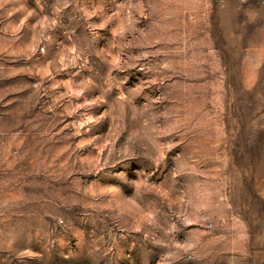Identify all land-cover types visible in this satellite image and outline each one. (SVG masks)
Here are the masks:
<instances>
[{
	"label": "rangeland",
	"instance_id": "rangeland-1",
	"mask_svg": "<svg viewBox=\"0 0 264 264\" xmlns=\"http://www.w3.org/2000/svg\"><path fill=\"white\" fill-rule=\"evenodd\" d=\"M0 264H264V0H0Z\"/></svg>",
	"mask_w": 264,
	"mask_h": 264
}]
</instances>
